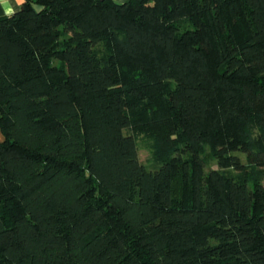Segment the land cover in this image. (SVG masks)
Returning <instances> with one entry per match:
<instances>
[{
	"label": "trees",
	"instance_id": "obj_1",
	"mask_svg": "<svg viewBox=\"0 0 264 264\" xmlns=\"http://www.w3.org/2000/svg\"><path fill=\"white\" fill-rule=\"evenodd\" d=\"M0 128V264H264V0H26Z\"/></svg>",
	"mask_w": 264,
	"mask_h": 264
},
{
	"label": "crops",
	"instance_id": "obj_2",
	"mask_svg": "<svg viewBox=\"0 0 264 264\" xmlns=\"http://www.w3.org/2000/svg\"><path fill=\"white\" fill-rule=\"evenodd\" d=\"M116 3H124L127 0H114ZM11 8L13 11V14L20 11L22 8V5L17 3V0H0V18L7 17V10ZM12 14V15H13ZM5 139V136L0 128V142H3Z\"/></svg>",
	"mask_w": 264,
	"mask_h": 264
},
{
	"label": "rangeland",
	"instance_id": "obj_3",
	"mask_svg": "<svg viewBox=\"0 0 264 264\" xmlns=\"http://www.w3.org/2000/svg\"><path fill=\"white\" fill-rule=\"evenodd\" d=\"M237 156L241 157L243 160H245V155L242 153H236ZM149 158H150V153L146 146L142 144L141 150H140V160L142 163L149 165ZM211 169H217V165L213 161H209L208 167H207V172Z\"/></svg>",
	"mask_w": 264,
	"mask_h": 264
},
{
	"label": "clouds",
	"instance_id": "obj_4",
	"mask_svg": "<svg viewBox=\"0 0 264 264\" xmlns=\"http://www.w3.org/2000/svg\"><path fill=\"white\" fill-rule=\"evenodd\" d=\"M26 2V0H17V3L20 4V5H23L24 3ZM13 14V11L11 8H9L7 10V15H9V17Z\"/></svg>",
	"mask_w": 264,
	"mask_h": 264
},
{
	"label": "water",
	"instance_id": "obj_5",
	"mask_svg": "<svg viewBox=\"0 0 264 264\" xmlns=\"http://www.w3.org/2000/svg\"><path fill=\"white\" fill-rule=\"evenodd\" d=\"M34 8H35V10H36L37 12H41V11L43 10V7L38 6V5H35Z\"/></svg>",
	"mask_w": 264,
	"mask_h": 264
}]
</instances>
